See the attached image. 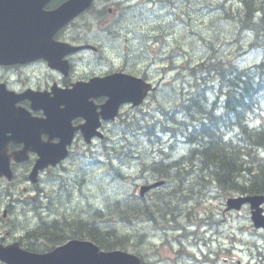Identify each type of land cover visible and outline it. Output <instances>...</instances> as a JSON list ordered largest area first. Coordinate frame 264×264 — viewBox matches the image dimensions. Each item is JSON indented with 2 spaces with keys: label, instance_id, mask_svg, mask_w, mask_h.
<instances>
[{
  "label": "rangeland",
  "instance_id": "1",
  "mask_svg": "<svg viewBox=\"0 0 264 264\" xmlns=\"http://www.w3.org/2000/svg\"><path fill=\"white\" fill-rule=\"evenodd\" d=\"M106 1L100 0L92 12L74 22L71 26L70 39L90 43L98 48L95 53L79 55L85 62L83 64L78 62L80 64L77 66L78 76L118 70L116 68L122 66L128 67L132 72H146L147 76L160 83L159 89L151 94L141 110L133 112L126 107V112L130 116L133 115L132 122L130 120L124 122L128 127L138 122L141 126L154 123L161 125V122H165L172 115L182 119L183 114L176 112L177 108L192 90L195 82L205 88L218 84L219 79L213 74L197 70L195 74L193 70L182 67L187 64L190 68H195L200 62L207 60L212 54L209 44L214 46L215 55L220 60L228 62L227 65L235 63L241 67H249L264 58V51L256 49L251 44L253 34L236 27L235 20L240 8V3L238 4L236 0H157L152 4L131 0L130 3L138 4L136 11L128 13V16L125 14L116 25L111 23L105 27L106 20L104 21L105 18L99 14V8L108 5ZM125 3L128 2H122ZM237 32L241 34L237 35ZM170 64L176 69L169 70ZM31 76L22 78L37 84L46 83L49 79L46 68L42 65L31 70ZM212 89L209 90L210 98L215 96ZM143 112L148 113L144 120ZM166 112H169V115L166 116ZM252 120L257 124H263L264 115L253 116ZM174 122L172 120L171 124ZM153 125L150 130H153L155 136L162 129L161 126ZM132 128L134 129V126ZM134 135L137 136L136 130ZM161 135L159 143L167 148L166 152L173 149L170 147L171 142L172 144L175 142L178 151H187L188 145L181 133L173 137V133L167 131L161 132ZM112 138L118 141L116 137ZM122 142L125 141L115 143L116 150L120 151ZM123 148L129 147L125 145ZM106 154L114 155V150L110 149L107 153L106 148H103L99 158L103 161L98 162V165L90 164L87 159L72 158L66 167L59 170L62 172L60 176L52 178L54 174H45L40 183L46 193L41 203L30 202L26 204L25 209H21V205L17 204L18 198L12 204L11 200L7 202V196L3 195L1 204L14 208L12 216L14 222L11 221L10 226L15 228L16 235H25L27 230L38 228L43 222L55 219L59 221L58 225L71 235L74 233V227L86 222L98 226L106 234L108 230L112 235L128 234L126 248L140 254L147 264H237V260H241V264H260L257 256L259 250L264 251V231L256 230L252 226L248 209L241 212H224L225 198L230 195L219 192V188L212 180L208 184L209 189H204L195 179H189L187 181L192 184L183 188L179 185L180 193L169 196L180 198L179 202L182 203L183 209L176 218L180 223L178 229L185 232L186 236H179V233L172 231L166 233L167 229L159 228L160 224L157 225L156 222L154 224L153 221L126 224L107 216L110 201L128 197L130 191L137 186L136 182L145 180V176L153 177L155 173L152 170L145 175L141 173L139 167L128 162L129 165H123V172L131 177L113 180L106 176V169H103ZM173 155L177 156V151ZM147 160L151 161L152 158L148 157ZM253 168L250 169L254 172L256 168ZM174 184L175 182L170 181L165 188L158 190L159 193L169 189L173 191ZM201 189L204 195L196 196L198 192L202 193ZM153 198L154 195L151 194L147 201L151 202ZM175 202L174 200L173 203ZM175 205L178 206L172 204ZM98 210H101L100 213ZM100 214H107V218H99ZM189 224L192 225L187 226L188 230L182 229L181 226ZM190 228H196V232L192 233ZM202 228L205 229L203 233L200 232ZM176 238H180L181 243ZM4 239L6 242L19 240L23 241V245L30 243L38 245L39 249L46 248L42 239ZM235 240L237 242H234ZM182 244L189 246L187 247L189 255L180 253ZM197 245L209 254L211 250L213 251L209 261L198 263L201 257L196 252ZM263 255L261 258L264 264Z\"/></svg>",
  "mask_w": 264,
  "mask_h": 264
},
{
  "label": "trees",
  "instance_id": "2",
  "mask_svg": "<svg viewBox=\"0 0 264 264\" xmlns=\"http://www.w3.org/2000/svg\"><path fill=\"white\" fill-rule=\"evenodd\" d=\"M240 2L243 8L238 9L236 27L252 33V46L264 51V0H240ZM239 34L241 33L237 32V35ZM210 47L209 44V50ZM210 58L212 62L208 59L199 63L197 67L200 71L216 73L221 87L219 93L215 88L213 91L225 97V104L223 106H216L215 102L210 104L207 96L210 92L201 90L199 84L195 82L194 88L192 87L183 101L180 110L184 114L182 120L175 118L177 126L175 132L183 135L189 147L188 153L177 159L166 157L154 160L152 163L156 171L153 178H165L175 182L173 191L169 189L158 193L155 197L156 202L148 205L136 198L131 190L128 197L114 201L108 199L110 211L108 215L102 214V218L105 219L107 216L119 218V221L126 224L150 220L154 224L155 222L157 225L160 224L159 228H178L180 226L176 218L178 212L176 205L172 206V204L180 205V198L169 196L180 193L179 185L183 188L192 184L187 181L189 179L202 182L209 177L210 182L212 180L219 185L222 184L220 186L226 192H264V156H261L264 151V123L256 124L251 118L253 115L263 114L258 112V108L264 104V58L259 63L245 68L235 63L225 68L222 62L216 61L217 58L215 61L212 56ZM228 131L229 136L226 139L225 133ZM121 135L124 139L129 137L126 131ZM176 135L173 134V137ZM152 137L154 134L151 131L144 132L142 141ZM147 155L152 157L151 152H147ZM253 167L256 168L254 172L251 170ZM201 192L195 195L203 194V189ZM98 211L100 213L101 210ZM82 224L79 223L77 226ZM52 225L59 227L56 222L45 223L41 229H44L45 233H50L51 231L45 228ZM88 225L86 232L101 245L109 248L127 247L128 234L112 235L110 230L107 234H100L101 230L98 227L91 223ZM182 235L187 234L183 232ZM44 239L52 243L61 238Z\"/></svg>",
  "mask_w": 264,
  "mask_h": 264
},
{
  "label": "water",
  "instance_id": "3",
  "mask_svg": "<svg viewBox=\"0 0 264 264\" xmlns=\"http://www.w3.org/2000/svg\"><path fill=\"white\" fill-rule=\"evenodd\" d=\"M91 0H73L65 3L61 8V13L49 12L41 14V23L40 31L37 30L39 34L40 41L42 45L39 48L33 50H25L24 52H31L32 54L36 53L38 57L43 56L51 61L52 59V31H48L49 28L54 23L61 22L64 20H69L73 18L77 13L84 10L87 6L90 5ZM60 10V9H59ZM57 10V11H59ZM75 47H72V50H75ZM28 57L24 56L22 50L17 49H0V61L4 59H17ZM30 57H33L30 55ZM58 66L57 64H53ZM106 81L102 83L100 88L103 93L109 95V100L107 104L103 107V112L106 113L107 117L114 118L118 112L119 106L123 102H132L135 106L140 105L148 92L154 89L152 83L146 82L144 79L135 77L129 74H115L109 76ZM96 84L100 82L96 81ZM81 90L80 87L74 89L73 91ZM69 96L74 97V95H63L68 99V110L67 113L74 111L75 114L82 112L81 103L82 100L75 103V101L69 100ZM41 106L46 109L55 107L53 101L45 100L42 97L35 99ZM10 113L0 109V122L5 126H9L10 122ZM65 122L64 125L65 126ZM90 126V125H89ZM89 126H85V132H88L90 136L92 131ZM2 130H0V135ZM94 133V132H92ZM71 138L67 139L65 143L59 145L46 146L43 148L42 158L40 159L41 163L40 168L48 164L51 158H63L66 156L67 144L70 143ZM3 145L0 144V150ZM1 154V152H0ZM39 161V162H40ZM1 158H0V169H1ZM163 181L155 182L150 185L143 186L141 188V193L144 194L149 188L162 184ZM251 202L253 211V220L256 227H264V215L262 214L263 210L260 208V204L264 201V196H250L245 198L230 199L229 208H240L244 202ZM0 259L6 262L7 264H141L139 257L127 253L125 251H111L104 252L100 251V248L92 243L91 241L84 240H71L64 245H61L54 249L51 252L47 253H37L31 252L21 248L18 242L14 244L3 246L0 245Z\"/></svg>",
  "mask_w": 264,
  "mask_h": 264
},
{
  "label": "bare ground",
  "instance_id": "4",
  "mask_svg": "<svg viewBox=\"0 0 264 264\" xmlns=\"http://www.w3.org/2000/svg\"><path fill=\"white\" fill-rule=\"evenodd\" d=\"M154 1H157V0H145V1H143L142 3H144V4H150V3H153ZM237 2H238V4L240 3V8H238V9H241V7L243 8V5H241V2H240V0H236ZM127 3H125V4H123L122 5V8H121V10H123V9H128L129 10V7L126 5ZM138 6V4H136V7ZM136 7H135V11H136ZM153 10V9H152ZM218 10H220V9H218ZM226 12H228L227 10H226ZM130 13H132V12H130ZM128 16V15H127ZM120 17H121V19H123L124 18V16H121L120 15ZM212 47V50H211V48H210V50L212 51V54L210 55V56H212V58H213V60L215 61V58H217L218 60H216V61H220V62H222L223 63V65L225 66V68H227V67H229L230 66V64H233V63H229L228 65H227V63L228 62H226V61H222V60H220V58H218L216 55H215V48H214V46H211ZM208 59H210V61H211V58L209 57ZM207 59V60H208ZM206 61V60H205ZM204 61H202V62H200V63H203ZM212 62V61H211ZM238 66H240V65H238ZM184 69H186V70H193L194 71V73L196 74V70L197 71H200L199 69H198V67H195V68H190L187 64H184L183 66H182ZM237 67V66H236ZM241 67V66H240ZM250 67V66H249ZM245 68V67H244ZM168 69L169 70H175L176 69V67L173 65V64H170L169 66H168ZM239 69V68H238ZM107 70H110V69H107ZM244 70V69H243ZM241 71V70H240ZM200 72H205V73H207V74H213L215 77H217L216 76V73H212V72H210V71H207V70H202V71H200ZM226 72V71H225ZM246 72V71H245ZM248 72V71H247ZM227 74V73H226ZM218 78V77H217ZM221 78V77H220ZM243 78H245V77H243ZM219 79V78H218ZM228 84V83H227ZM225 85V84H224ZM257 85H259V84H257ZM198 87L201 89V90H205L206 92H208L210 89H212V87H213V89L215 88L216 90H217V92L219 93L220 91V87H221V85H220V82H219V80H218V84H216V86H212L211 88H208V87H200V85H198ZM212 89V90H213ZM256 90V89H255ZM214 92V91H213ZM218 93H215L214 92V94H215V96H213L212 98H210V95H207L208 96V98H209V103L210 104H213L214 102H215V104H216V106L218 105V106H223V104H225L224 102H225V97H223L222 96V94H218ZM233 93V92H232ZM184 99H185V97H184ZM184 99L182 100V102H181V104H180V106L177 108V111L176 112H181L180 110H181V107H183V101H184ZM213 107H215V105L213 106ZM258 112L259 113H261V112H263V114H261V115H264V104L263 105H261L259 108H258ZM148 113H146V112H143L142 113V115H143V120L145 119L144 117H146V115H147ZM166 114V116L167 115H169V112H166L165 113ZM182 114H183V112H182ZM184 115V114H183ZM253 116H257V115H253ZM252 116V117H253ZM251 117V118H252ZM175 118L176 119H178L176 116H174V115H172L171 117H168L167 119H166V121L165 122H161V125H157L156 123H154V125L153 124H146V125H144V126H141V124H140V122H138V124H132V127L134 126V129L132 128V127H120V130H119V137H118V141H116L115 139H113L112 137H113V134H114V132H113V134L111 135V137L108 139V143L103 147V148H106V150H107V153H108V151L110 150V149H113L114 150V155H109V156H107V154L105 155V162H104V168L103 169H106V176L107 177H111L113 180H115V179H119V178H124V177H131V176H126L125 174H124V172H123V165H125V164H128V162L130 163V164H132V165H134V166H136V164H135V162L138 160V159H144L145 157L146 158H152V160H151V164L154 162V160H161V159H163V158H166V157H171L172 158V156H175V159H177V158H180V156H182V155H184V154H187L188 153V149L189 148H187V151L186 152H181V151H178V149H177V147H176V145H175V142L172 144V142H171V144H170V147H172L173 149L171 150V151H167L166 152V150H167V148L166 147H164V145H162V144H160L159 143V140L161 139V132H172L174 135H176L177 133L175 132V130H176V128H177V126H176V121H175ZM174 120L175 122L173 123V124H171V122H172V120ZM178 120H182V119H178ZM253 122H255V120H253ZM256 123V122H255ZM257 124V123H256ZM256 124H254V125H256ZM152 125L155 127V125H157V126H161V129H162V131L159 133H157L154 137H152V138H147V139H145V141L143 142L142 141V139L141 138H143V134H144V132H147V131H151L152 133H153V130H150L151 129V127H152ZM194 125V124H193ZM137 131V138L139 139V140H137V141H133L132 142V137H135V135H134V131ZM123 131H126V134H127V136H129L128 138H126V139H124L123 137H122V132ZM155 132V131H154ZM192 132V131H191ZM150 133V132H149ZM229 131L228 132H226L225 134H226V139L228 138V136H229ZM205 135V134H204ZM150 136V135H149ZM212 139V138H211ZM120 141H125V142H127V143H130V142H132V143H130L129 145H128V149H126V148H123V146L121 147V149H120V151H118V150H116V148H115V143H117V142H120ZM206 145V144H205ZM112 147V148H111ZM136 149H138L137 151H136ZM177 151V153H178V155L176 156V155H173V153L174 152H176ZM147 152L148 153H150L151 152V154H152V157L151 156H148L147 155ZM170 152V154H167V153H169ZM89 156H91V155H89ZM126 156V158L124 159V157ZM261 156H264V151H263V154L261 155ZM95 157H97V158H100L101 156H91V158H90V160H95ZM131 159H133V161H131ZM109 164V165H108ZM129 165V164H128ZM201 169V168H200ZM143 170H153L154 171V167H151V168H147V167H145ZM174 170V169H173ZM155 172V171H154ZM220 173V172H219ZM156 174V173H155ZM221 174V173H220ZM228 175V174H227ZM115 176H118V177H115ZM134 178H136L137 176H133ZM195 177H197V176H195ZM214 177V176H213ZM145 178L146 179H148L146 176H145ZM219 178V177H218ZM210 181H209V177H206L205 178V180L204 181H202V182H200V181H198V185L200 186V187H204V189H209V187H208V184H210L209 183ZM215 182V181H214ZM224 182V181H223ZM220 185H222V184H220ZM227 185V184H226ZM229 185V184H228ZM167 186V185H166ZM166 186H164V187H166ZM169 186V185H168ZM159 188H163V187H159ZM191 188V187H190ZM195 192H196V190H194ZM238 192V191H237ZM237 192H234V193H237ZM184 193H186V192H184ZM231 193H233V192H226V193H223V194H226V195H229V194H231ZM222 194V195H223ZM185 195V194H184ZM190 196V195H189ZM45 223H47V224H51V223H55L54 221H51V222H48V221H45V222H43L42 223V226H39L38 228H36V229H38V230H42L41 228L43 227V225L45 224ZM57 223V222H56ZM57 225H58V223H57ZM190 225H192V224H189V225H186V226H181L182 227V229H187L188 230V228H187V226H189L190 227ZM59 226V228H61V226L60 225H58ZM202 227H205V225H202ZM62 229V228H61ZM87 230H83V232L81 231V234H84V235H89L87 232H86ZM192 232V231H191ZM102 233H104L102 230H101V233L100 234H102ZM192 233H194V232H192ZM73 234H75V233H73ZM73 234H71V235H73ZM65 236H71L70 234H68V233H65L64 234ZM264 256V255H263Z\"/></svg>",
  "mask_w": 264,
  "mask_h": 264
},
{
  "label": "flooded vegetation",
  "instance_id": "5",
  "mask_svg": "<svg viewBox=\"0 0 264 264\" xmlns=\"http://www.w3.org/2000/svg\"><path fill=\"white\" fill-rule=\"evenodd\" d=\"M64 1H66V0H51L47 7L49 9H53ZM150 4H152V3H150ZM126 5L129 7V10L128 9L121 10V13H120L121 16H124L125 14L128 15V13L135 11L136 4H132V3L128 2ZM117 9H118V7L109 8L108 10H110L112 12V16H113L117 12ZM85 15L86 14L82 15L81 17H84ZM72 24L73 23L64 27V29H62L59 32V35H63V38L65 40H69L70 37L67 38V36H71ZM72 62H75V61L72 60ZM72 62H71V70L74 69V65ZM39 64L44 65V63H42L41 61L38 62L37 64H36V62H32V63L25 64V65L24 64H11V65H1L0 64V84H5L7 87H10L11 89H15L16 91H22L28 87L35 89V90H49L51 87V84L54 82H57L62 87H66V86L70 87L73 84L74 80H73L72 74L65 76V75L59 73L58 71L54 72L56 74V77H53L52 75L48 74L49 79H52V81L46 82L45 84H43L41 82H39V84H37L35 82L28 81V79L26 80V79L22 78L23 76L32 77V76H29L30 71L33 70L35 68V66L39 65ZM49 72H52V71H47V73H49ZM88 78L89 77H79L75 80H87ZM104 100L105 99L103 97H98L96 99V103L100 105L104 102ZM22 103L26 107L29 106V102L27 100H23ZM35 114L40 115L41 112L38 111ZM146 117H147V115H146ZM83 121L84 120H82L81 118H76V119H74L73 124H78V123L83 122ZM106 123H110V122H102V126H101L100 130H102V131L104 130ZM119 130H120V127L116 128L114 131L113 136L116 137V139H118V137H119ZM43 136H44V138L47 137L45 134ZM79 138H81V136L76 135V137H75L76 142H80ZM55 141H57V139H55ZM103 141H104L103 139L94 138L93 142L90 145L93 146L95 144H100V143H103ZM7 147H8L7 152L13 153L15 150L22 149L24 147V143H22V142H9L7 144ZM172 158L175 159V156H172ZM36 159H37V154L33 153V152H30V158L27 161L17 162L14 159H12L11 165H12V168L14 171V179L12 181H8V182L4 177H2L0 179V181H1L0 199L3 195H6L8 198H11L12 200H17L19 193H20L19 189H21L22 197H20L19 199L23 202V205L25 207V201L27 202L33 198L32 196L28 195L29 192H31L30 189H32V191L36 190V196H35L36 198H38L39 195H41V193H43V189L38 188L36 186V184H32L30 186V183L27 181L29 172L32 170ZM135 164H136V167L140 168L141 173H144L145 175L151 171V170H143L145 167H147V168L152 167L151 161H148L146 157L143 160L138 159L135 162ZM154 173H156V171ZM5 183H6V186L4 187ZM25 191H27L28 194H26ZM7 210L8 209H6V211ZM11 212L13 214L14 211H11ZM53 221L59 223V221L56 219ZM1 236L2 235L0 233V238H5V237H1ZM21 238H26V237H21Z\"/></svg>",
  "mask_w": 264,
  "mask_h": 264
}]
</instances>
